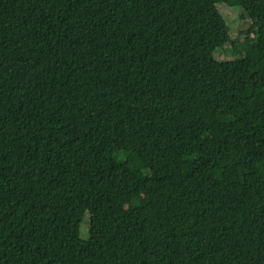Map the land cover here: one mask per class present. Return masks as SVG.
<instances>
[{"label": "trees", "instance_id": "trees-1", "mask_svg": "<svg viewBox=\"0 0 264 264\" xmlns=\"http://www.w3.org/2000/svg\"><path fill=\"white\" fill-rule=\"evenodd\" d=\"M254 75L264 0H0V264H264Z\"/></svg>", "mask_w": 264, "mask_h": 264}, {"label": "rangeland", "instance_id": "rangeland-1", "mask_svg": "<svg viewBox=\"0 0 264 264\" xmlns=\"http://www.w3.org/2000/svg\"><path fill=\"white\" fill-rule=\"evenodd\" d=\"M223 12H225V19L230 20L231 23L229 29L226 32L220 33L215 36L216 45L218 46L215 55L221 62L232 60L240 56L239 45L245 42V33L247 29L253 25L252 22L248 21L244 17L243 19H241L240 16L244 14L240 9L231 10L229 13V17L226 16L225 10H223ZM211 44V40H203L199 46L200 51L208 52ZM252 82L254 88L260 90L264 87V76L254 75ZM259 110L264 112V104L259 107Z\"/></svg>", "mask_w": 264, "mask_h": 264}]
</instances>
